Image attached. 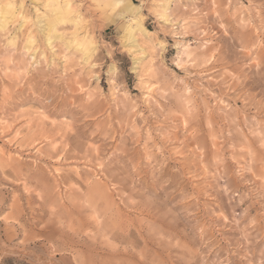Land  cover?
Instances as JSON below:
<instances>
[{
	"label": "rangeland",
	"instance_id": "obj_1",
	"mask_svg": "<svg viewBox=\"0 0 264 264\" xmlns=\"http://www.w3.org/2000/svg\"><path fill=\"white\" fill-rule=\"evenodd\" d=\"M114 1L0 0V264H264V0Z\"/></svg>",
	"mask_w": 264,
	"mask_h": 264
},
{
	"label": "bare ground",
	"instance_id": "obj_2",
	"mask_svg": "<svg viewBox=\"0 0 264 264\" xmlns=\"http://www.w3.org/2000/svg\"><path fill=\"white\" fill-rule=\"evenodd\" d=\"M125 0H115L113 5H118L122 2H124ZM47 6L49 7V10H52L53 12L56 13V15H62V9L64 8V6H60L57 2V0H47ZM13 5L12 3H8L5 5V7L3 6V8H0V28H4L6 25V21L10 20L12 18L17 17V12L15 10H13ZM51 8V9H50ZM128 10H129V5H128ZM51 12V11H50ZM49 12V13H50ZM52 13V12H51ZM54 13V14H55ZM61 17V16H60ZM18 19V18H17ZM57 19V18H56ZM11 22V21H10ZM21 22V21H20ZM135 25V24H134ZM136 26L139 27L142 32H144L145 34L148 33L140 24L136 23ZM128 27V26H127ZM130 27V26H129ZM129 29V28H128ZM133 31V30H132ZM54 32V31H53ZM31 37V36H30ZM128 37H132L131 36V31H128ZM133 38V37H132ZM45 39V38H44ZM83 39V38H82ZM76 43L78 45H81L82 43H85L83 40L82 41H76ZM86 44V43H85ZM87 45V44H86ZM88 46H86L83 50V52L85 54H87L88 52ZM7 159V158H6Z\"/></svg>",
	"mask_w": 264,
	"mask_h": 264
}]
</instances>
